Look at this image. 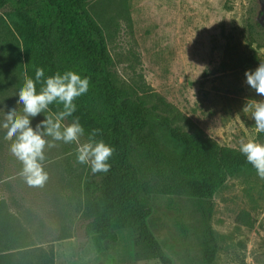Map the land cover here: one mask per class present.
Returning <instances> with one entry per match:
<instances>
[{
  "label": "rangeland",
  "instance_id": "rangeland-1",
  "mask_svg": "<svg viewBox=\"0 0 264 264\" xmlns=\"http://www.w3.org/2000/svg\"><path fill=\"white\" fill-rule=\"evenodd\" d=\"M86 5L104 33L119 85L177 109L220 146L258 142L253 109H244L264 96L247 85L245 72L264 63V47H248L242 27L249 17L264 26V0H86ZM20 43L12 20L0 13V124L9 110L22 113ZM44 115L50 113L32 118L31 126ZM5 134L0 127V201L31 248L51 250L53 264H160L135 258L129 229L118 232L111 250L99 236L87 235L82 186L89 166L77 162L75 143L54 142L46 149L49 178L43 186H30ZM138 164L142 181L152 187L140 195L151 211L148 227L164 254L171 264H202L192 201L169 191L166 171L156 174L150 163ZM242 214L251 228L237 221ZM210 225L216 239L212 264H264V179L249 171L229 178L213 196Z\"/></svg>",
  "mask_w": 264,
  "mask_h": 264
},
{
  "label": "trees",
  "instance_id": "trees-1",
  "mask_svg": "<svg viewBox=\"0 0 264 264\" xmlns=\"http://www.w3.org/2000/svg\"><path fill=\"white\" fill-rule=\"evenodd\" d=\"M7 11V12H6ZM0 13L12 20L23 52L25 80H35L37 68L42 80L66 71L90 79L89 90L74 103L77 111L65 121L79 118L84 138L99 129L96 139L115 149L107 173L84 178L83 214L87 235L99 236L103 248L111 250L118 232L131 230L134 256L171 264L148 227L150 208L140 195L149 188L143 180L139 161L150 163L156 174L167 172L169 191L190 198L197 218L195 231L202 264H212L216 239L210 225L213 196L229 179L243 172H256L239 148L220 146L209 139L177 109L133 95L114 79L112 59L101 27L93 19L86 0H0ZM248 47H264V26L247 18L243 22ZM41 83L36 84L37 92ZM48 113L63 109L52 104ZM264 144V132L256 135ZM248 215L239 224L252 227ZM27 233L0 201V264H53L51 250L31 248Z\"/></svg>",
  "mask_w": 264,
  "mask_h": 264
},
{
  "label": "clouds",
  "instance_id": "clouds-1",
  "mask_svg": "<svg viewBox=\"0 0 264 264\" xmlns=\"http://www.w3.org/2000/svg\"><path fill=\"white\" fill-rule=\"evenodd\" d=\"M246 83L256 94L264 96V63L255 71H246ZM44 69L37 68L35 80L27 78L18 92V104L22 105V113L16 108L9 110L0 127L6 130L5 139L12 141L11 153L21 162V175L30 186H43L48 180V173L44 169L46 160L45 150L55 146L54 142L77 145V162L88 165L92 173H107L111 167L108 163L115 149L97 140L99 129H93L87 140L81 143L85 136V129L75 118L70 124L62 123L77 111L74 101L89 90L90 79L81 77L74 71L63 74L56 73L44 80ZM41 83L37 92L36 84ZM62 104L63 109L55 114L44 115L45 118L35 128L31 126L32 118L49 112L50 105ZM249 107L255 121L257 133L264 132V100L253 101ZM239 119V116L236 117ZM51 138L49 140L48 138ZM240 152L255 169L258 177L264 179V144L249 140L241 142Z\"/></svg>",
  "mask_w": 264,
  "mask_h": 264
}]
</instances>
